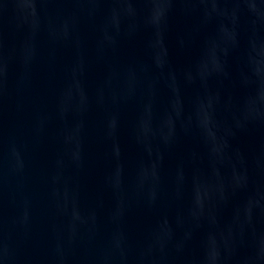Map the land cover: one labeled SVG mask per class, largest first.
Returning a JSON list of instances; mask_svg holds the SVG:
<instances>
[{"label":"water","instance_id":"water-1","mask_svg":"<svg viewBox=\"0 0 264 264\" xmlns=\"http://www.w3.org/2000/svg\"><path fill=\"white\" fill-rule=\"evenodd\" d=\"M0 264H264V0H0Z\"/></svg>","mask_w":264,"mask_h":264}]
</instances>
